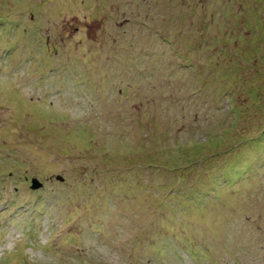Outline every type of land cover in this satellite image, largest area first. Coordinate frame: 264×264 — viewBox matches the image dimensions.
Here are the masks:
<instances>
[{
	"label": "rangeland",
	"instance_id": "1",
	"mask_svg": "<svg viewBox=\"0 0 264 264\" xmlns=\"http://www.w3.org/2000/svg\"><path fill=\"white\" fill-rule=\"evenodd\" d=\"M0 264H264V0H0Z\"/></svg>",
	"mask_w": 264,
	"mask_h": 264
},
{
	"label": "water",
	"instance_id": "2",
	"mask_svg": "<svg viewBox=\"0 0 264 264\" xmlns=\"http://www.w3.org/2000/svg\"><path fill=\"white\" fill-rule=\"evenodd\" d=\"M41 187V183L38 182L36 179H32L31 180V189L32 190H36L39 189Z\"/></svg>",
	"mask_w": 264,
	"mask_h": 264
}]
</instances>
